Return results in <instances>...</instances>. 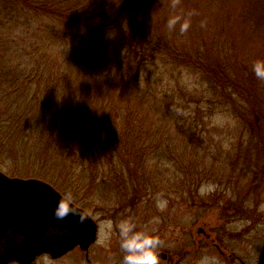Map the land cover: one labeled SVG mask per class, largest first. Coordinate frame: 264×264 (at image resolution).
<instances>
[{
	"label": "trees",
	"instance_id": "obj_1",
	"mask_svg": "<svg viewBox=\"0 0 264 264\" xmlns=\"http://www.w3.org/2000/svg\"><path fill=\"white\" fill-rule=\"evenodd\" d=\"M170 1L0 0V154L13 142L31 147L26 159L63 170L46 180L63 195L86 191L71 179L98 187L112 176L129 206L157 189L137 170L147 147L168 143L166 157L174 138L220 147L205 120L229 119L217 134L253 140L264 162V80L252 72L264 59V0H178L173 15L191 22L184 33L156 18ZM184 71L198 76L192 87Z\"/></svg>",
	"mask_w": 264,
	"mask_h": 264
},
{
	"label": "rangeland",
	"instance_id": "obj_2",
	"mask_svg": "<svg viewBox=\"0 0 264 264\" xmlns=\"http://www.w3.org/2000/svg\"><path fill=\"white\" fill-rule=\"evenodd\" d=\"M166 9L167 12L162 10L156 14V18L160 15L166 18L173 16L178 10V2L174 5V1H170ZM197 77L185 71L181 75L182 82L190 87L195 85ZM116 105L123 110L127 106L132 110L136 109L135 99H130L128 104L117 99ZM147 117L157 119L156 115L150 114ZM205 123L208 129L214 125H217V131L231 129L229 119L225 118H218L212 124L205 120ZM217 131L211 132V139L220 147L193 148L182 145V142L177 141L178 138H174L176 143L171 148L173 155L167 157L166 154L170 151L166 148L168 143L162 141L157 151L147 147V161L137 170L144 183L152 180V186L157 189L154 193L144 195L134 208L125 202L129 197L118 194L122 186L119 179L111 180L112 176L104 177L105 181L101 184L100 181L94 182L98 187L88 186V179L66 181L72 187L73 182L85 181L86 191L79 198H85L83 200L88 205L99 209L97 212L89 207L96 211L95 218L101 220L97 240L90 249V262L116 264L122 259L117 250L120 239L118 225L122 219L130 218L139 229H147L160 236L163 243L158 252H165L173 247L174 252L178 250L183 253L180 264H201L203 257H207L210 264H257L264 239V178L261 177L264 173L260 170L258 172L256 167L258 165L264 169V162L258 160L263 151L259 150L253 140H240L237 135L227 136L217 134ZM146 140L144 137L139 142ZM155 142L159 143L160 140ZM127 148L132 149V146ZM2 149L8 153L0 154V161L6 164L0 166V171L9 177L43 181H55L56 175L59 179L64 177L63 170H56L54 166L57 165H52V161L49 164H39L33 156L26 159L28 152L30 155L34 152L23 143L13 142L10 146L4 145ZM41 168L55 178L43 177L45 174ZM109 171L105 169L104 174ZM66 175L70 177L69 173ZM255 175L257 183L252 184L250 181ZM64 183L62 181L61 184L66 188ZM88 191L91 192L87 193ZM161 200L167 202L163 209L157 206ZM156 217L159 218L158 222L154 220ZM108 219L113 221L110 238L105 236V221ZM219 244L221 246L217 248L216 245ZM32 264L81 262L75 256H67L58 261L41 257Z\"/></svg>",
	"mask_w": 264,
	"mask_h": 264
},
{
	"label": "water",
	"instance_id": "obj_3",
	"mask_svg": "<svg viewBox=\"0 0 264 264\" xmlns=\"http://www.w3.org/2000/svg\"><path fill=\"white\" fill-rule=\"evenodd\" d=\"M62 197L42 180L9 177L0 171V240L5 241L7 231L20 238L11 239L12 234L7 233L11 237L0 244V264H31L41 254L58 257L76 244L86 248L95 241L96 226L91 219L87 222L88 226L71 236H45L48 229L63 233L68 227L71 215L57 220L52 214L57 199ZM75 208L84 214L76 206ZM163 256L159 253L160 258ZM257 264H264V242Z\"/></svg>",
	"mask_w": 264,
	"mask_h": 264
},
{
	"label": "clouds",
	"instance_id": "obj_4",
	"mask_svg": "<svg viewBox=\"0 0 264 264\" xmlns=\"http://www.w3.org/2000/svg\"><path fill=\"white\" fill-rule=\"evenodd\" d=\"M178 0H174V5ZM194 13H189V16ZM190 20L181 15H173L167 21L168 29L175 30L179 24V31L186 32L190 27ZM203 26V25H202ZM252 72L258 80H264V59H257L252 63ZM166 201H158V207L163 209ZM53 217L57 220H63L69 215L75 216L81 225L86 224L90 217L82 214L74 206V198L70 191H66L62 198H58L53 208ZM157 222L159 218H154ZM107 231L106 238H110L113 221H105ZM119 247L123 253L122 264H159L158 249L162 245L158 234L147 229H139L137 224L130 218H124L119 225ZM201 264H210L207 257L201 259Z\"/></svg>",
	"mask_w": 264,
	"mask_h": 264
},
{
	"label": "flooded vegetation",
	"instance_id": "obj_5",
	"mask_svg": "<svg viewBox=\"0 0 264 264\" xmlns=\"http://www.w3.org/2000/svg\"><path fill=\"white\" fill-rule=\"evenodd\" d=\"M180 188L177 189V191H179ZM82 196V195H81ZM81 196H77V195H73V198H74V205L79 208L80 210H82V212L84 214H86L87 216L90 217L91 221L95 224L96 226V238H95V241L90 244L89 246H87L86 248L84 246H80L79 244H76L71 250H69L68 252H66L65 254L61 255V256H58V257H52L48 254H41L38 256L37 259L41 258V257H47L50 261H58V260H61L62 258L64 257H71V256H75V257H78L79 258V261L81 262V264H93L92 262H90L89 260V253H90V249L92 248V246L94 245V243L96 242L97 240V236H98V232H99V222H101V220L98 221V219L95 218V212L99 211V209H96L94 206H90L88 205L83 199L85 198H79ZM86 197V196H85ZM89 207H93L96 211H93L91 209H89ZM104 208V206H102ZM135 206H132V208H134ZM69 219V222H68V227L65 229V231L63 233H60L54 229H48L46 230L45 232V236L46 237H52V238H55V237H58V236H61L63 234H66L68 236H71L74 232L76 233H79L81 231V229L83 227H86L88 226V223L84 224V225H81L79 222H78V219L77 217L75 216H72L68 218ZM75 226L77 228H75ZM205 232L203 230H199V232ZM8 234H12V237L11 235H7ZM5 236V241L3 240H0V244L3 243V242H6L7 238L11 237V239H20L19 236L17 235H14L13 233H10V231H7L6 234L4 235ZM3 236V237H4ZM214 245V243H212ZM221 245H216L217 248H219ZM215 247V246H214ZM117 250L119 251L118 254H121L122 257H123V253L119 247V243H118V246H117ZM159 253H162L164 256L163 257H159V261H161L162 263H159V264H180L181 261H182V257H183V253L181 254L180 251H175L173 250V247H169L168 250H166L165 252L163 251H159ZM220 253L222 255H224V253L220 250ZM232 256V255H230ZM36 259V260H37ZM12 264H17V263H12ZM116 264H122V259H120ZM241 264H244V263H241Z\"/></svg>",
	"mask_w": 264,
	"mask_h": 264
}]
</instances>
